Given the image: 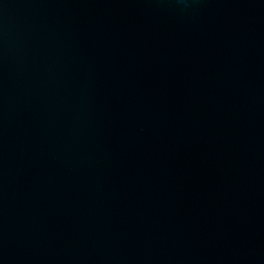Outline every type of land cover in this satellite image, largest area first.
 <instances>
[{"label":"water","instance_id":"obj_1","mask_svg":"<svg viewBox=\"0 0 264 264\" xmlns=\"http://www.w3.org/2000/svg\"><path fill=\"white\" fill-rule=\"evenodd\" d=\"M0 264H264V0H0Z\"/></svg>","mask_w":264,"mask_h":264}]
</instances>
